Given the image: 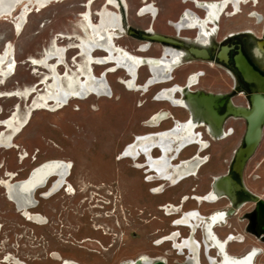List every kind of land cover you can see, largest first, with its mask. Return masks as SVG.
<instances>
[{
    "label": "rangeland",
    "instance_id": "1",
    "mask_svg": "<svg viewBox=\"0 0 264 264\" xmlns=\"http://www.w3.org/2000/svg\"><path fill=\"white\" fill-rule=\"evenodd\" d=\"M150 1L157 8L155 20L146 15L137 16L142 0H126L127 9L123 5V9L121 6L113 9L124 16L125 31L121 38L115 40L117 44L134 52L136 45L144 42L129 34L126 28L143 31L153 25L156 31L174 35L166 21L176 19L182 8L193 7L181 0ZM88 2L95 22L97 12L105 4L103 0H66L52 3L40 11L30 8L26 25L19 31L14 21L24 3L18 5L12 16L0 17V52L9 43L16 59L14 75L0 81V91L19 90L21 95L0 98V120L12 114L16 105L21 107L20 118L25 116L27 109H33L31 106L36 94L30 93L31 96L24 98L23 92L39 82L43 70L38 69L40 71L35 73L29 57L37 58L53 50L56 40L60 45H68L74 41L75 35L88 36L83 18ZM222 23L223 32L230 30L234 24L232 19H224ZM60 34L64 37H59ZM156 46L160 45H151L146 56L154 55ZM67 55L64 62L72 65L78 53L71 50ZM188 62L183 60L182 65L172 71V81L151 86H147L151 77L149 68L147 70V65L143 64L138 70L137 82L141 87L137 91L131 90L123 81L121 84L118 82L120 77H127L124 71L108 74L115 93L111 101L92 96L87 100L71 102L64 108L51 106L31 111L25 127L14 138L13 146L0 150V179L7 178V172L15 174L13 180L24 179L39 164L62 160L72 164L68 182L74 190L69 194L64 185L59 192L43 198L53 179L39 190L35 195L38 205L30 211L42 216L44 224L39 225L27 221L17 211L6 199L0 184V264H63L65 260H74L78 264H121L145 256L151 260L164 258L167 264L187 261V254H180L172 242L155 243L174 231L180 232L184 238L191 232L190 239L202 241L200 229L175 225L178 215L174 213L202 210L205 205L202 201H185L186 195L183 194L201 195L212 177L225 173L234 159V150L241 144V136H229L224 140L208 138L210 146L203 151L208 162L200 168L196 177L184 179L176 185L167 182L169 180L154 178L146 168L137 169V162L146 163L143 157L124 159L121 152L126 144L135 142L137 135L157 134L188 117L184 109L173 107L166 101L164 103L158 95L165 87L181 86L189 73L195 70L205 72L197 77L198 84L192 89L201 86L210 92L230 91L228 74L201 62ZM60 66V70H64L63 64ZM98 73L99 70H95V74ZM42 87L39 83L34 92ZM175 96L179 97L178 93ZM157 113L163 114L166 122L148 127L146 124ZM227 121L229 126L238 128L242 125L240 119ZM1 131L6 130L0 127ZM203 134L204 140H207L206 134ZM23 150L26 157L22 161L20 155ZM198 150V145L189 147L181 153L180 159L184 162ZM158 152L154 150L153 155L159 156ZM173 158L175 153L170 159ZM242 180L251 193L264 195V132L260 144L242 168ZM192 188L196 190L192 191ZM174 206L175 209H171ZM169 211L173 214L167 215ZM242 211L231 220L247 239L244 244H231V251L236 253L243 252L249 245L261 247L240 231ZM210 253L212 255L213 251ZM8 255L9 263L4 259ZM204 257L201 255V263L207 264ZM263 259L260 255L257 261Z\"/></svg>",
    "mask_w": 264,
    "mask_h": 264
},
{
    "label": "bare ground",
    "instance_id": "2",
    "mask_svg": "<svg viewBox=\"0 0 264 264\" xmlns=\"http://www.w3.org/2000/svg\"><path fill=\"white\" fill-rule=\"evenodd\" d=\"M62 1L66 0H0V17L12 16L18 5L24 3L23 7L20 9V13L14 21L15 28L17 31H19L23 25L24 27L26 25L30 8H36L37 11H40L52 3H58ZM103 1L105 4L97 12V20H95V22L92 19V12L89 8L90 2L87 4L88 9L84 12L83 18L89 33L88 36L75 35L74 41L68 43V45H60L57 42L58 40H56L53 50L46 51L45 54L37 58L32 56L29 57V62L32 63L35 73L40 71L38 69L43 70L39 77V82H37L35 85L32 84L23 92L24 98L31 96L30 93L36 94L31 106L33 109H27L25 116L20 118L21 107L19 108V106L16 105L15 111L12 114L3 120H0V127L6 130L1 131L0 133V150L13 146L14 138L25 127L26 119L31 111L36 109H45L51 106L56 108H64L71 102L87 100L92 96H96L98 100L111 101L114 98L115 93L114 88L108 79V74L110 73L124 71L127 77H120V81L118 82L121 84L123 81V84H126L131 90L134 91L140 90L141 87L137 82V78L138 70L143 65V63H145L149 68L151 76L148 79L149 81L147 86L165 83L170 80V76L168 74L165 75L163 71L165 68L170 70L178 65L181 57L177 59L173 52L171 53V51H168L170 54L169 56L161 58L159 60L160 64H154L152 59L147 58L144 60L142 57H140V55H135L126 48L117 44L115 40L119 38V32L123 31V25L121 22L122 16L120 12H117L116 10L113 11V9H118L121 5L127 9V2L126 0H120V5V1L118 0ZM224 3L225 1L219 6L213 4V8H217L219 11H221L224 8ZM153 6L147 4L141 9H139V7H141L139 6L137 8L139 10L138 15L145 16L147 12H151V16H154L155 12ZM110 7L112 9H110ZM205 9L208 11V14L213 13L216 15V13L212 12L213 9L211 7H205ZM217 16L218 14L216 15V18ZM175 22L173 25L176 27H184L182 20L176 23ZM200 29H202V27H200ZM200 34L199 37L203 40L204 37L202 34ZM59 37L64 36L60 34ZM143 48L145 49V46ZM71 50H76L78 53V56L74 58L72 65L64 62V58L68 56L67 54ZM60 64H63L64 70H60ZM15 67L16 59L8 43L6 47H4L0 52V81H5L9 77H12L14 75ZM95 70H99V73L95 74ZM197 77L198 75H195L192 80L197 81ZM39 83L43 85L42 89L40 88V90L34 92V89L37 88ZM190 85L191 83H188L186 85V90L183 92L180 86H174L170 89L161 91L158 95L161 101H166L174 107H181L184 109L188 114L186 119L177 121L173 127H168L157 134H154L155 132H153L137 135L135 142H129L126 144L121 152V157L124 159L127 158L137 160L139 157H143L144 160H146V163L141 164L142 162H137V169L146 168L145 170H147L149 175H152L154 178L156 177L162 181L169 180L172 185H176L184 179L196 177L200 168L199 165L204 162L201 152L204 150V147H206V142L201 137L200 131L197 130L199 124L204 122L209 129L208 132L211 134H219L218 132H220V124H222L221 122L223 119V116H221L215 109V101L218 98L214 97L212 94L201 95L200 93L196 95V93H193L188 89ZM179 92L182 96L184 95V97L179 98L175 96V94ZM185 92H187V95L184 94ZM17 95H20L19 90L0 91V98L14 97ZM211 112L214 114V116ZM235 112L237 113V111ZM235 112H233V109L229 106L226 115H230ZM192 114L193 118L190 119ZM242 114L245 117L247 115V113ZM163 119H166L163 114H154L146 125H149L148 127H156ZM195 145H198L200 148L198 153L195 151L193 153L194 157H189L190 159L187 158L188 160L182 162L183 159H180L181 153L185 149ZM154 150L159 151V156L153 155ZM170 152L172 153L171 155L169 154ZM174 153L175 158L170 159ZM20 157L22 161L26 157V152L24 150ZM180 160L181 164H178ZM71 170L72 164L68 161L49 160L39 164L29 171L24 179L13 180L15 174L13 172H7V178L0 179V184L4 189L6 199L15 206L17 211L24 215V218L27 221L42 225L44 224L42 221V216L30 212L38 205V200L35 198V195L39 190L45 188L51 179H53L51 187L45 194L42 195L43 198H49L51 195L59 192L61 188H64L65 186L67 187L66 192L69 194L72 193L74 189L68 182V177L71 174ZM221 180H227V178L216 179L214 183L217 192L215 194L216 196L220 194L218 193L220 192L218 189V183ZM233 183L234 182L232 181V184ZM233 185V188H241H237L235 183ZM212 196H214V193ZM216 217L217 216L212 217V220L209 224L210 226L213 224ZM194 220L195 217H188L181 224L193 227V225L197 223V221L194 222ZM172 239V241L175 243V246L181 250L182 246L177 244L175 240L176 237L173 236ZM184 245H186L191 250L190 241L185 242ZM253 255L254 254L252 251L248 253L243 259L234 262V264H250V262L253 261ZM9 257L10 256L8 255L4 258L5 262H10ZM145 257H141L139 259L144 261V263L153 262L151 258L148 259ZM223 259L226 258L223 257ZM157 260L164 261V258H157ZM192 260L196 262V259ZM129 262L134 263L135 261L133 260ZM63 264L78 263L74 260H65Z\"/></svg>",
    "mask_w": 264,
    "mask_h": 264
},
{
    "label": "flooded vegetation",
    "instance_id": "3",
    "mask_svg": "<svg viewBox=\"0 0 264 264\" xmlns=\"http://www.w3.org/2000/svg\"><path fill=\"white\" fill-rule=\"evenodd\" d=\"M224 1V8L221 11L217 8H213V4L219 6ZM181 2H189L193 7L182 8L176 19H168L166 21L169 27L172 28L174 35H169L167 33L165 35L158 34L155 32L156 30L153 29V25L147 26V29L143 31H132L126 28L129 34L140 38L144 42L137 44L134 52L130 51L127 46H124V48L135 55H140L144 60L147 58L152 59L154 64L159 63L158 60L161 58L169 56L170 54L168 51H171V53L173 52L177 59L181 57L178 65L170 70L165 68L163 71L165 75L168 74L170 76L168 82L173 80L172 71L182 65L183 60H188V63L201 62L204 65L214 66L228 74L230 78L229 92L209 91L213 95H220L221 97L218 100L216 99V101L214 100L216 111L223 116L222 124H220V132H218L219 134H211L208 132L209 129L204 122H201L198 128L203 140L205 138L203 132L207 136V140H204L206 142V147L203 151L207 150L210 146L208 138L211 140H224L229 136L235 137L240 135L241 144L234 150L235 153L240 146H243L242 143L246 134L247 121L242 113L246 114V111L251 109L253 97L264 102V0H181ZM147 4L154 5L150 0H142L139 9ZM153 7L155 15L151 16V12H147L145 15L155 20V18H157V8L155 6ZM205 7H211L213 9L212 12L216 13V15L218 14L217 18L213 13L208 14ZM121 8L123 9L122 6ZM121 14L123 31L119 32V38L122 37V33L125 31V26L123 24L124 16L122 12ZM224 19H232L234 23L233 27L225 32H223L222 25ZM250 19H252V21ZM181 20L184 23V27L178 28L173 25L175 21L178 22ZM257 25L259 26L254 27ZM200 27H202L203 30L200 29ZM200 33L204 37L203 40L199 37ZM152 35H156L159 39H161L160 37L165 39L159 41L154 40L151 38ZM154 44L160 46L155 47L154 55L146 56L151 45ZM144 46L145 49L143 48ZM143 64L146 66L145 63ZM250 72L254 74V77L249 75L251 74ZM204 73L205 72L202 70H195L189 73L183 85L180 86L182 92L186 90V85L188 83H191L188 87L191 92H200L197 88L192 89V86L198 84L197 81H193L192 79L195 75L199 77L203 76ZM167 89L169 88L165 87L161 89V91ZM178 95L182 97L180 92ZM229 106L233 109V112L237 111V113L226 115ZM228 119H240L242 125L238 128L235 127V125L229 126ZM261 128L262 134L258 145L261 142L264 132V121ZM203 151L201 154L204 162L199 165L200 168L208 162L207 156H203ZM190 156V158L194 157L193 154ZM240 175L241 177L232 168L231 163L225 173L217 174L212 177L208 187L206 190H202L201 195H193L190 192L183 194L186 195L184 196L185 201L194 199L202 201L204 204L213 205L211 208L203 207L201 211L191 210L185 213L178 210L179 212L174 213L178 215L175 219L176 222L174 221V224L177 226L188 227L189 225H181V221H183L184 218L195 217L194 222L197 221V223H195L193 227H189L193 228L192 230H201V242L196 239H190L191 232H189L187 239L186 237H181L180 232L177 233L174 231L168 236L159 238L155 244H162L166 241L174 243L172 237L175 236L177 244L182 246V248L179 250L178 247L175 246V243L173 247L179 250L180 254H187L186 260L189 264H202L201 255L203 257L205 256L204 258L207 264H234V262L243 259L252 251L254 255L252 258L253 261L250 262V264H264V259L262 261H257L260 255L264 257V195L251 193L242 180V172ZM218 178H227V180H221L218 183V189L220 191L218 193L220 194L216 196L215 194L217 192L214 183ZM231 180L235 185L241 188H233L234 183L232 184ZM195 190V188H192V191ZM213 193L214 196H212ZM254 196H257L259 201L263 203V205H260L259 209L257 203L253 200ZM179 207L181 208L182 206L179 205ZM171 209L174 210L175 206ZM241 209L243 211L241 214L242 225L240 231L244 235H248L251 240L257 241L261 247L249 245L243 252L236 253L231 251V244H244L247 240L245 236L239 233L238 226L231 222L232 218L236 216ZM172 214V211L167 213V215ZM213 216L217 217L213 224L209 226ZM188 241L191 243V250L184 245V243ZM211 251H213L212 255L210 253ZM223 257L226 259H223ZM192 259H196V262Z\"/></svg>",
    "mask_w": 264,
    "mask_h": 264
},
{
    "label": "water",
    "instance_id": "4",
    "mask_svg": "<svg viewBox=\"0 0 264 264\" xmlns=\"http://www.w3.org/2000/svg\"><path fill=\"white\" fill-rule=\"evenodd\" d=\"M150 32V31H148ZM154 40H162L165 38L160 37L161 39L157 38L156 35L151 36ZM251 73V72H250ZM251 77H254V74H249ZM201 93V95H211V93H204V92H196V95ZM187 95V92L184 93ZM214 97L220 99V95H214ZM217 99V100H218ZM191 113V111H190ZM212 113V112H211ZM247 115L245 117L247 121V128H246V134L243 139V146H240L236 152L234 153V159L232 161V168L235 169V171L238 173V175L241 177L240 173L242 172V168L248 159V157L254 152L256 146L258 145L261 134H262V124L264 121V102L261 100H258L257 98L253 97L252 99V107L250 110L246 111ZM213 114V113H212ZM214 116V114H213ZM193 118V114L190 116V119ZM235 165V166H234ZM234 166V167H233ZM239 188V186H237ZM253 200L257 203L258 209L260 208V205H263L261 201H259L257 196L253 197ZM210 226V225H209ZM121 264H166L163 260H156L150 263H144V261L137 259L134 263L125 261ZM178 264H189L188 261L178 263Z\"/></svg>",
    "mask_w": 264,
    "mask_h": 264
},
{
    "label": "crops",
    "instance_id": "5",
    "mask_svg": "<svg viewBox=\"0 0 264 264\" xmlns=\"http://www.w3.org/2000/svg\"><path fill=\"white\" fill-rule=\"evenodd\" d=\"M155 32H157L158 34H162V35H165L166 33H164L163 31H155ZM159 61V60H158ZM184 82V81H183ZM176 83H178V82H176ZM180 84H182L183 85V83H180ZM181 85V86H182ZM197 90H199L200 92H204V93H208L210 90H208L207 88H202L201 86L200 87H197ZM193 92V91H192ZM194 93H196V92H194ZM210 93V92H209ZM200 94V93H199ZM212 94V93H211ZM213 95V94H212ZM182 97H184V95L182 96ZM155 101V100H154ZM164 103H165V101H163ZM174 107V106H173ZM176 108H179V107H176ZM160 113V112H159ZM174 119H176L175 117H174ZM163 121H165L166 122V120H162L161 122H163ZM204 208H211V207H213V205H211V204H205L204 206H203Z\"/></svg>",
    "mask_w": 264,
    "mask_h": 264
}]
</instances>
